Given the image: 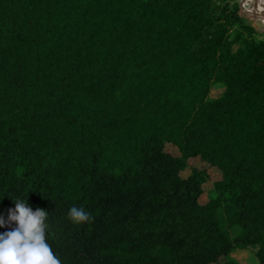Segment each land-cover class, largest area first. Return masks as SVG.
I'll return each mask as SVG.
<instances>
[{
	"label": "trees",
	"instance_id": "16d2710c",
	"mask_svg": "<svg viewBox=\"0 0 264 264\" xmlns=\"http://www.w3.org/2000/svg\"><path fill=\"white\" fill-rule=\"evenodd\" d=\"M16 198L61 264H264L262 33L230 0H0L5 219Z\"/></svg>",
	"mask_w": 264,
	"mask_h": 264
},
{
	"label": "clouds",
	"instance_id": "9594fccd",
	"mask_svg": "<svg viewBox=\"0 0 264 264\" xmlns=\"http://www.w3.org/2000/svg\"><path fill=\"white\" fill-rule=\"evenodd\" d=\"M47 211L33 210L26 199L16 198L15 206L9 208L7 219L0 215V264H61L46 239ZM68 219L74 224L91 222L83 207L73 206Z\"/></svg>",
	"mask_w": 264,
	"mask_h": 264
},
{
	"label": "rangeland",
	"instance_id": "374dc122",
	"mask_svg": "<svg viewBox=\"0 0 264 264\" xmlns=\"http://www.w3.org/2000/svg\"><path fill=\"white\" fill-rule=\"evenodd\" d=\"M231 5H238L239 11L241 15H243L246 20L253 25L259 32L262 33V36L264 37V30L261 29L255 21L251 18V16L247 13V10L251 7V4L244 2L243 0H230ZM256 11V10H255ZM257 12V11H256ZM223 91V86L221 84H215L210 91L209 97H216ZM166 149L176 153V149L170 145L166 146ZM197 163V161L195 160ZM189 169H186L185 173H188ZM208 172L210 173L212 179L215 178L217 171L215 169H209ZM206 189L210 187V182H207L204 186ZM204 199V197H203ZM231 234H235V229L231 230ZM255 246H246V247H237L235 248L229 256L235 260L238 264H257V258L255 256V251H256Z\"/></svg>",
	"mask_w": 264,
	"mask_h": 264
},
{
	"label": "bare ground",
	"instance_id": "6f19581e",
	"mask_svg": "<svg viewBox=\"0 0 264 264\" xmlns=\"http://www.w3.org/2000/svg\"><path fill=\"white\" fill-rule=\"evenodd\" d=\"M254 2L256 1L257 5H251V7L248 9V14L251 16V18L255 20L257 17L256 14H254V10L256 9L257 13L259 16H261L264 19V0H253ZM251 4V2H249Z\"/></svg>",
	"mask_w": 264,
	"mask_h": 264
},
{
	"label": "water",
	"instance_id": "95a60500",
	"mask_svg": "<svg viewBox=\"0 0 264 264\" xmlns=\"http://www.w3.org/2000/svg\"><path fill=\"white\" fill-rule=\"evenodd\" d=\"M258 26V25H257Z\"/></svg>",
	"mask_w": 264,
	"mask_h": 264
}]
</instances>
